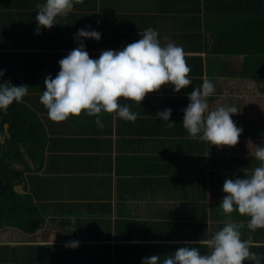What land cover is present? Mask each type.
Wrapping results in <instances>:
<instances>
[{
    "label": "crops",
    "instance_id": "obj_1",
    "mask_svg": "<svg viewBox=\"0 0 264 264\" xmlns=\"http://www.w3.org/2000/svg\"><path fill=\"white\" fill-rule=\"evenodd\" d=\"M41 3L0 0V82L28 86L21 104L42 126L36 160L23 148L15 165L24 171L15 192L37 209L0 211V264H142L221 228L229 215L220 207L225 179L250 174L259 164L254 144L264 143L263 72L244 78V55L211 51L227 24L242 23L244 0H86L51 28L35 19ZM89 26L102 33L83 40L92 57L157 29L162 44L182 46L191 84L179 92L162 86L141 103L122 98L138 113L134 121L107 112L103 127L86 113L53 121L40 101L44 79L58 73L59 60L80 43L74 34ZM205 78L215 85L210 108L239 109L232 118L243 132L234 146L192 139L183 126L188 93ZM166 107L172 126L155 115ZM10 137L0 120V144ZM230 215L243 238L251 232L264 241V228L252 231L247 217ZM73 239L79 246L66 247ZM253 251L264 264V246Z\"/></svg>",
    "mask_w": 264,
    "mask_h": 264
},
{
    "label": "clouds",
    "instance_id": "obj_2",
    "mask_svg": "<svg viewBox=\"0 0 264 264\" xmlns=\"http://www.w3.org/2000/svg\"><path fill=\"white\" fill-rule=\"evenodd\" d=\"M74 7V0H44L38 5L36 21L42 28H51L61 18H66ZM79 45L59 60L60 69L55 76L47 75L45 89L40 96L53 121H64L71 116L86 113L95 117L103 127L101 115L114 113L128 121L136 120L138 113L121 99L142 102L150 92L171 85L179 92L191 84L190 66L181 45L174 41L162 44L158 30L149 26L140 32V38L120 49L108 48L99 57L90 56L84 39L99 41L102 33L90 26L74 34ZM6 70L0 69V81ZM215 91L212 80L205 78L190 93L189 103L183 109V126L192 139L210 142L211 145L234 146L243 128L232 118L239 109L235 105L210 108L208 97ZM27 85L0 82V111H7L13 103L24 102ZM173 109L157 110L156 116L169 123ZM252 155L259 161L249 174L241 178H226L225 195L220 207L228 215L221 228L205 234L198 241L179 246L174 252L161 256L153 254L142 258V264H261L254 247L264 246V241L254 240L251 232L243 238L240 224L231 218L233 211L248 218V228H264V143L254 144ZM75 218H73L74 220ZM75 231V230H74ZM80 241H66V247H78Z\"/></svg>",
    "mask_w": 264,
    "mask_h": 264
},
{
    "label": "trees",
    "instance_id": "obj_3",
    "mask_svg": "<svg viewBox=\"0 0 264 264\" xmlns=\"http://www.w3.org/2000/svg\"><path fill=\"white\" fill-rule=\"evenodd\" d=\"M244 3L248 8L242 9V23L227 24L214 39L211 51L215 55H244L242 77L253 79L261 70L264 78V0H244ZM0 120L9 125L11 133L10 139L0 144V211L4 214L36 211L30 196L20 195L14 190L24 175V171L15 165L22 157L23 148L36 160L38 149L34 146L41 144L38 136L42 130L41 122L35 112L21 103H13L7 111H0ZM40 148L42 155L43 149Z\"/></svg>",
    "mask_w": 264,
    "mask_h": 264
},
{
    "label": "built area",
    "instance_id": "obj_4",
    "mask_svg": "<svg viewBox=\"0 0 264 264\" xmlns=\"http://www.w3.org/2000/svg\"><path fill=\"white\" fill-rule=\"evenodd\" d=\"M83 0H74V3L82 2Z\"/></svg>",
    "mask_w": 264,
    "mask_h": 264
}]
</instances>
